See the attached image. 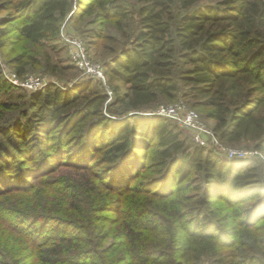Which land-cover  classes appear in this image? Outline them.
Returning a JSON list of instances; mask_svg holds the SVG:
<instances>
[{
    "label": "trees",
    "instance_id": "obj_1",
    "mask_svg": "<svg viewBox=\"0 0 264 264\" xmlns=\"http://www.w3.org/2000/svg\"><path fill=\"white\" fill-rule=\"evenodd\" d=\"M127 1L0 0V48L14 30L34 48L12 59L22 76L39 47L58 52L66 17L87 16L89 26L126 20ZM131 1L136 31L119 50L109 37L103 52L117 84L110 103L90 81L50 83L21 107L0 103L9 114L18 108L0 128V194L33 188L55 165L78 172L69 192L53 191L55 219L20 228L37 264H264V161L229 160L190 139L192 147L173 121L146 114L181 90L209 111L221 143L264 155V0ZM45 68L60 71L49 57ZM11 87L0 73V89ZM10 215L41 221L35 212ZM43 224H54L52 233L37 245ZM21 255L0 239V264H24Z\"/></svg>",
    "mask_w": 264,
    "mask_h": 264
},
{
    "label": "rangeland",
    "instance_id": "obj_2",
    "mask_svg": "<svg viewBox=\"0 0 264 264\" xmlns=\"http://www.w3.org/2000/svg\"><path fill=\"white\" fill-rule=\"evenodd\" d=\"M124 3L129 12L126 20L115 19L113 21L104 23L102 26L87 25L85 22L88 19L87 16H84L85 18H81L76 22H73L70 19V16L66 17L60 25L59 39L61 46L59 47L58 52H52L47 45L39 47L38 49L41 54H37L36 56L37 63L33 65H27L25 67V73L22 74V76H19L16 73L17 66L12 63V59L21 52H26L27 55L31 54L29 51L33 53L34 48L28 46L27 44L25 46L23 45L22 41L19 39L17 30L8 33L4 38H2V41L5 42V45L0 48V73L2 74L4 79L5 77L10 78L12 74H15L17 76V84H22L31 78H39L46 81L47 83L50 82L51 84H54L56 86L66 88L80 82L90 81L92 83L91 89L98 90L105 95L108 91L112 93L110 98L107 96L106 103H110L114 98V89L117 84H112L110 82L109 76H106L107 81L105 85L98 81L86 79L83 80L81 78L80 72L72 65L65 46L61 42V31H63V34H72L82 38L86 43V48L88 50L90 59L93 62L102 65L105 57H108L104 56L103 52L107 51L108 47L112 45L111 39L109 37H113L117 40V44L115 46H117V50H119L126 45V38H130L136 31V25L138 22L137 9L139 7V4L131 0ZM183 13L184 11H174V15L177 18L183 15ZM92 30L96 31L95 34L97 35V37L94 38L90 36V31ZM118 44H120L121 46H118ZM46 57H49L50 62L56 64L58 69L60 71L62 69L64 70V72L61 73L59 71V73L51 74L48 70H46ZM64 66H68L70 69H63L62 67ZM7 82L10 83L12 87L0 89V103L8 105H13L16 103L19 107H21L20 105L27 101L28 94L32 92H29L23 87L17 86V84L15 85L9 81ZM118 87H120V90H118L119 92L126 89L121 85H119ZM19 97H22V101L19 100ZM179 101L185 102L190 108L194 109L200 115L202 121L207 125V127L213 130L214 121L208 116L209 111L195 108L189 99L182 97L181 90L176 94L173 100L169 101L162 99L158 104L149 108V110L147 111L148 113H151L155 111V109H157L159 106L168 105ZM17 109H15L14 111H16ZM115 110L122 112L124 108L120 106V108H115ZM14 111L9 114L5 112L4 109L0 110V115L5 116L0 120V128L4 127L7 124L4 123L3 120L7 121L9 117L15 115ZM13 119H15V117ZM170 124H172L177 131L181 132V135L185 138L186 142L190 146H194V144L191 142V134L187 130L180 128L178 125H176V123L170 122ZM223 144L232 147L229 144ZM233 148L245 152L249 158L257 157L264 161V155L256 152L250 145H245L243 143L240 146L235 145V147ZM209 149H213L217 152V149L214 146L210 145ZM75 174H78V172H74V170H70L66 167L55 165V172L52 174L41 176L39 178L40 180H37L35 182V186L33 188L27 189V187L25 190L24 188H18L17 186H15L12 188V190L8 188L5 189L7 192L0 194V221L2 222H0V239H2V241L10 242V244L22 250V255L20 257L21 259H24V264H37V262L34 261L37 257V248L34 245V242H30L29 240L25 239L22 234L24 232H21L20 230L24 229L26 232L31 228L33 229L42 227L41 222L45 220L49 221L55 219L57 215L56 209L58 206L59 196L57 195L58 193H55L53 191L58 190L69 192L70 183L68 180L74 179ZM45 179L48 180L49 183L39 186V181L43 182V180ZM215 203H217V201ZM10 212L27 214L35 212L37 213V215H40L37 217H39L38 219H40L41 221L34 223L33 221L29 220L27 224H20L14 216L10 215ZM105 214H110V216L113 217V214L111 212H106ZM4 224L10 226H5ZM43 225L45 226L43 229L44 236L36 242L37 245L45 244V237L52 233V227L54 224H52V226H49V224ZM102 225L108 227L107 224ZM43 248L44 246L42 247V249Z\"/></svg>",
    "mask_w": 264,
    "mask_h": 264
},
{
    "label": "built area",
    "instance_id": "obj_3",
    "mask_svg": "<svg viewBox=\"0 0 264 264\" xmlns=\"http://www.w3.org/2000/svg\"><path fill=\"white\" fill-rule=\"evenodd\" d=\"M62 32L61 40L66 47L68 57L72 65L80 72L81 78L83 80L98 81L105 85L107 80L103 67L90 59L83 39L79 36L63 34ZM8 78L5 77L7 81L15 85L17 84V76L15 74H12ZM48 84L50 82L47 83L39 78H31L22 84H17V86L23 87L29 92H35L41 90ZM111 94L108 91L106 95L110 98ZM148 115H156L170 119L191 134V139L194 144L202 148H209L210 145L214 146L219 154L229 160H241L248 157L245 152L221 143L213 130L208 128L202 121L200 115L183 101L159 106L155 111L148 113Z\"/></svg>",
    "mask_w": 264,
    "mask_h": 264
}]
</instances>
